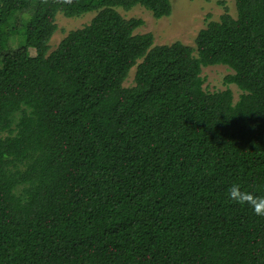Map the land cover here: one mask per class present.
Returning <instances> with one entry per match:
<instances>
[{"label":"trees","instance_id":"1","mask_svg":"<svg viewBox=\"0 0 264 264\" xmlns=\"http://www.w3.org/2000/svg\"><path fill=\"white\" fill-rule=\"evenodd\" d=\"M217 1L193 47L118 11L170 0H0V264H264V217L228 197L264 196V0ZM216 64L236 101L203 88Z\"/></svg>","mask_w":264,"mask_h":264},{"label":"rangeland","instance_id":"2","mask_svg":"<svg viewBox=\"0 0 264 264\" xmlns=\"http://www.w3.org/2000/svg\"><path fill=\"white\" fill-rule=\"evenodd\" d=\"M172 12L169 16L155 18L151 11L142 5H136L129 10L122 7L118 11L126 18L139 17L144 20V24L136 29L135 33L152 32L154 45L171 44L181 41L184 44L195 46V38L198 32L205 28L210 20H220L224 13V7L217 0H170ZM226 6L233 17H237V8L234 0H226ZM20 12L15 14L18 15ZM97 11L84 13L80 16L67 17L63 13H58L56 18L57 30L50 40L49 53L57 48L61 40L71 31L90 23ZM25 18V19H24ZM30 18V14L19 16L21 22L16 29V34L10 38L5 50L15 49L24 41V22ZM31 54H35V49H29ZM136 66L130 69L129 75L124 81V86L134 85V74ZM234 71L224 64L203 66L201 76L204 78L203 88L206 91H220L230 88L233 93V100L236 101L242 90L235 84L227 83L226 77Z\"/></svg>","mask_w":264,"mask_h":264},{"label":"clouds","instance_id":"3","mask_svg":"<svg viewBox=\"0 0 264 264\" xmlns=\"http://www.w3.org/2000/svg\"><path fill=\"white\" fill-rule=\"evenodd\" d=\"M72 2L73 0H63L65 4ZM228 197L237 204L250 207L255 215L264 217V196H257L251 191L243 190L240 184L234 183L228 188Z\"/></svg>","mask_w":264,"mask_h":264}]
</instances>
